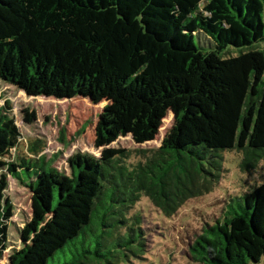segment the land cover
<instances>
[{
    "label": "trees",
    "instance_id": "16d2710c",
    "mask_svg": "<svg viewBox=\"0 0 264 264\" xmlns=\"http://www.w3.org/2000/svg\"><path fill=\"white\" fill-rule=\"evenodd\" d=\"M0 82L119 105L98 122L101 155H74L69 175L45 157L5 161L20 132L0 107V259L7 178L27 172L33 237L14 264H130L145 252L143 199L170 217L218 185L224 153L243 173L264 161V0H0ZM168 112L156 150L109 147L154 140ZM236 200L192 244L198 264H264V180Z\"/></svg>",
    "mask_w": 264,
    "mask_h": 264
},
{
    "label": "rangeland",
    "instance_id": "374dc122",
    "mask_svg": "<svg viewBox=\"0 0 264 264\" xmlns=\"http://www.w3.org/2000/svg\"><path fill=\"white\" fill-rule=\"evenodd\" d=\"M6 105L18 127L20 139L10 151V157L4 160L14 163L20 158L45 157L52 162V167L65 175L70 174L69 160L74 155H101L103 148L94 146L98 122L117 120L119 114L117 99L112 96L96 102L81 96L71 99L28 96L0 82V107ZM174 121L173 113L168 112L154 140L137 144L127 135L119 137L109 147L129 151L138 159L142 151L152 152L161 146ZM240 158L235 152L224 153L218 185L211 192L188 199L170 217L163 216L150 201L143 199L140 212L143 215L141 227L146 232L145 252L140 258L130 260V264H154V257L161 264H198L191 255V246L203 228L218 220L231 202L244 197V193L264 180V161L254 171L243 173L238 168ZM28 177L27 172H22L25 184L29 182ZM7 179L5 197L12 203L13 216L0 264H14L16 253L23 251L33 237L28 227L33 216L32 192L21 181L11 176ZM37 257L34 256L35 261Z\"/></svg>",
    "mask_w": 264,
    "mask_h": 264
},
{
    "label": "water",
    "instance_id": "95a60500",
    "mask_svg": "<svg viewBox=\"0 0 264 264\" xmlns=\"http://www.w3.org/2000/svg\"><path fill=\"white\" fill-rule=\"evenodd\" d=\"M25 93V92H24ZM26 94V93H25Z\"/></svg>",
    "mask_w": 264,
    "mask_h": 264
}]
</instances>
